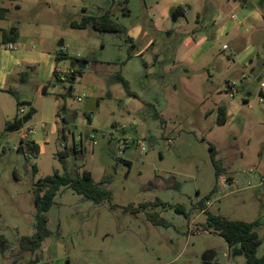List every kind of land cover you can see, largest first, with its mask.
<instances>
[{
    "label": "rangeland",
    "instance_id": "rangeland-1",
    "mask_svg": "<svg viewBox=\"0 0 264 264\" xmlns=\"http://www.w3.org/2000/svg\"><path fill=\"white\" fill-rule=\"evenodd\" d=\"M123 1L115 0L113 13L136 43L130 60L125 35L71 26L101 15L112 0H0L10 9L0 20V264H248L239 245L210 227L209 215L259 220L257 257L264 256L263 19L234 36L263 0ZM223 26L234 31L219 37ZM2 28L17 30L24 50L52 54L57 78L48 62L17 65L19 46L5 49ZM58 54L67 59L57 62ZM75 60L89 62L79 72L71 68ZM119 72L134 96L110 83ZM220 106L228 110L223 126ZM29 113L18 131L7 132ZM28 129L39 154L17 150ZM81 140L76 162L105 182L111 203L62 190L47 213L50 236L39 251L22 252L20 239L35 233V184L62 172L58 153L67 150L72 164L70 150ZM124 140L130 144L121 154ZM144 203L150 205L139 210Z\"/></svg>",
    "mask_w": 264,
    "mask_h": 264
},
{
    "label": "trees",
    "instance_id": "trees-1",
    "mask_svg": "<svg viewBox=\"0 0 264 264\" xmlns=\"http://www.w3.org/2000/svg\"><path fill=\"white\" fill-rule=\"evenodd\" d=\"M128 0L123 1L126 4ZM116 4L115 0H112L111 5L108 8L103 9V13L99 16H84L80 22H72L71 26L75 29H87L92 28L95 31L101 33H118L126 36V41L130 43V51L136 49V43L127 36L126 28L118 23L114 18L113 8ZM122 12L125 15H130V10L125 7L122 8ZM176 15L183 14L181 7L175 10ZM10 14V9L0 6V20H5ZM263 19H264V10H263ZM18 38V31L11 35L10 32H3V42L4 44L16 43ZM129 54L128 60H130L133 54ZM67 59L66 55L58 54L55 58L57 62ZM86 63L89 61L84 60ZM124 62L123 64H125ZM74 69V68H73ZM75 70V69H74ZM81 72V70H78ZM54 77L57 78V70H54ZM67 79L62 80L61 82L65 83ZM69 82L75 80V75L70 77ZM110 83L120 84L129 96H134V93L130 89L129 81L122 76V74L116 73L112 75L109 79ZM47 86L42 88L43 94L47 93ZM9 93L14 94L13 91ZM71 90H68L66 94H63V97L67 94H70ZM226 107L222 106L218 110V119L217 124L223 126L227 122V113ZM32 116V114H31ZM156 117H159L156 114ZM16 121H14L15 123ZM33 150L36 154H39L40 147L33 141H20L18 146V151H30ZM71 151V155L74 158V162L71 164L68 162L70 153L65 150L58 153L59 161L62 165V172L55 171L52 175L46 176L40 179L35 184V198L34 202L36 205V215H35V233L32 236L22 237L19 241V246L22 252L35 253L40 250L43 241L50 236V231L48 229V217L47 213L55 204L56 196L64 189H71L76 194L82 197L83 200L92 202L95 205H102L105 202L111 203L112 193L106 187L104 181L96 182L93 178L92 172L83 169L77 164V154L84 153V148L81 146L78 148L74 146ZM210 151L212 155V160L214 165L217 167V178L220 175V169L215 160L216 151L213 145H210ZM128 163L127 160H123ZM34 173H37V167H33ZM217 186L214 188L213 193L217 192ZM212 193V194H213ZM150 205V203H144L139 206V210L145 209ZM117 207L111 205V209H116ZM136 210V209H135ZM134 210V211H135ZM179 210V209H178ZM138 211V210H136ZM150 219L155 225L165 224L168 226L167 222L163 219H156L155 215H150ZM210 227L214 228L217 233L223 237L230 246L239 245L243 251L245 259L248 264H264V256L257 257V249L262 243V240L259 238L257 229L262 226L259 220L253 222H241V221H230L226 218L209 215L207 219ZM37 260L40 261V256H37ZM48 264V263H45Z\"/></svg>",
    "mask_w": 264,
    "mask_h": 264
},
{
    "label": "crops",
    "instance_id": "crops-1",
    "mask_svg": "<svg viewBox=\"0 0 264 264\" xmlns=\"http://www.w3.org/2000/svg\"><path fill=\"white\" fill-rule=\"evenodd\" d=\"M258 7H259V9L256 12L255 11L246 12V14H245L246 16L244 18L245 21H242L241 24L238 25V27H240V28L242 27L243 30L240 31V29H239V31H235L234 32V36L235 37H243V36H245L248 33V31L253 28L252 21H257L258 22V21H260V19H263L264 0L260 3V5L258 4ZM181 9H182V12H183L184 9L182 7H181ZM263 21H264V19H263ZM2 30H3L2 31V35H3V32L6 31V29L2 28ZM228 30L234 31V26L233 27L232 26H223V27L219 28V30H218V36L220 37L223 34H227V31ZM19 36H18L17 41H16V45L19 46V49L17 48L15 50V51H17L16 57H15L17 59V61H18L17 62V65L22 64V62H25V63L28 62V63H34V64L35 63L41 64V63H44V62H48L49 63L50 73H51V71L53 69L52 63L50 62L51 58L53 57L52 54H47V53L45 54L41 50H37V51L24 50L23 47H21V45H24V43H21L22 38H21V40H19L20 39ZM197 50L198 49L193 50L191 53L189 52L190 54H189V57L188 58H190V60H191L190 62L191 63L193 62L194 58H197V57H194V55L197 53ZM7 66H8V64H7ZM10 71L9 72H5L2 75V78H3V81H4L3 83L6 82L7 76L10 73ZM220 107H222V106H220ZM220 107H218V110H219ZM224 107H226V106H224ZM226 113H227V116H228V110L227 109H226ZM10 117L11 116L9 114L6 115V119H10ZM9 124L10 125H13V122H10Z\"/></svg>",
    "mask_w": 264,
    "mask_h": 264
},
{
    "label": "built area",
    "instance_id": "built-area-1",
    "mask_svg": "<svg viewBox=\"0 0 264 264\" xmlns=\"http://www.w3.org/2000/svg\"><path fill=\"white\" fill-rule=\"evenodd\" d=\"M5 49H7V50H15L16 49V45H15V43H8V44H6V46H5ZM62 80H65V78L64 77H62L61 78ZM261 87L262 88H264V83L263 82H261ZM226 91L229 93V95L232 97V98H234V96H235V84H233V85H230L229 83L227 84V89H226ZM24 111L22 110V109H20L19 110V113L20 114H22ZM31 134H33V130L32 129H28V131H27V135H23L22 136V138H21V140H23V141H27L29 138H28V136H30ZM81 142H82V140H81ZM95 143V142H94ZM121 143V146H120V153L122 154V152L125 150V147L127 146V145H129L130 144V141H127V140H124V141H121L120 142ZM96 144V143H95ZM143 150H144V148H142ZM17 150H18V147H17ZM0 153H1V151H0ZM226 182V181H225Z\"/></svg>",
    "mask_w": 264,
    "mask_h": 264
},
{
    "label": "water",
    "instance_id": "water-1",
    "mask_svg": "<svg viewBox=\"0 0 264 264\" xmlns=\"http://www.w3.org/2000/svg\"><path fill=\"white\" fill-rule=\"evenodd\" d=\"M174 20H176V18H174ZM14 31H11L10 34L12 35ZM78 67L80 70L85 69L87 67V63L84 60H75L74 62L71 63V68H75ZM261 81V77H259L257 79V82L255 83V85L258 84V82ZM72 91V87H70V89ZM31 118V114H27L26 116H24L21 119H18L15 123H13V125H11L8 129L7 132H14V131H18L24 124H26ZM4 248V247H3Z\"/></svg>",
    "mask_w": 264,
    "mask_h": 264
}]
</instances>
